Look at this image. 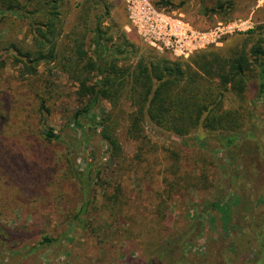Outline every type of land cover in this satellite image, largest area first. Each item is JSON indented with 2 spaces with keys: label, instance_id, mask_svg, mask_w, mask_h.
I'll return each instance as SVG.
<instances>
[{
  "label": "rangeland",
  "instance_id": "1",
  "mask_svg": "<svg viewBox=\"0 0 264 264\" xmlns=\"http://www.w3.org/2000/svg\"><path fill=\"white\" fill-rule=\"evenodd\" d=\"M151 1L155 4L162 0ZM26 2L7 0L6 4L24 6ZM43 2L40 0V4ZM97 2L62 0L64 23L61 29H58L59 24L56 26V37L66 46L74 44L77 38L75 46L83 47L90 58L94 52L95 16L103 15V28H112V44L136 48V54L129 55L118 65L125 71H134L143 56L164 57L181 63L192 58L181 60L153 50L132 27L122 3L103 0L110 9L107 17L102 7H92ZM235 2L234 10L224 18L202 14V0H172L170 8L202 32L221 23L239 26L227 30L217 47L205 51L207 60L217 57L223 61L233 50L249 48L251 42L247 33L264 24V0ZM90 8V20L85 23L86 11ZM3 12L0 13V54L6 61L5 66H0V225L24 233L27 243L0 244V264H148L150 245L155 238L165 241L171 234L180 235L195 220L205 226L206 237L190 252L181 250L182 255L187 254L190 263L234 264L233 259L237 257L250 264L257 257L258 244L250 237L247 227L251 219L264 211V165L258 168L245 166L249 149L260 146L249 133L248 126L228 153L218 149V142L213 141L218 140L215 133H208L210 141L204 142L208 145L206 149L204 143H196L193 138L183 141L148 128L149 146L154 148L150 152L157 154L151 155L147 165L136 162L137 145L127 140L121 131L120 143L127 165L124 162L114 164L103 151L96 153V166L103 168V187H96L94 192L97 201L96 210L89 217L93 222L91 229H86L87 223H79L76 215L83 201L80 187L68 172L67 147L77 149L75 157L84 168L86 152L80 143L81 130L73 126V118L87 104L78 99L79 83L76 81L85 63L70 69V78L52 63L41 64L33 77L23 76L22 66L16 65L14 56L5 50L14 44L24 52L29 51L35 39L42 41L47 36L51 18L36 17L38 27L34 36L28 19L17 18L11 10L3 9ZM84 24L92 31L83 32ZM77 26L81 28L79 37L73 36L78 31ZM95 76L93 73L82 79L95 83ZM42 102L46 110L41 112ZM225 103L228 109L243 113L252 108L257 129L264 137V98L248 90L242 98L229 95ZM123 104L129 106L126 101ZM110 110L111 106L102 102L82 122L85 126L98 122ZM45 129L59 134L65 143L45 142L41 136ZM95 140L99 146L98 139ZM92 150L88 147L87 152ZM177 156L180 160L177 174L181 181L174 186L170 201L169 186L174 177L169 168ZM132 161L136 163L130 165ZM188 173L192 178L190 183L187 182L191 178L186 179ZM200 175L208 180L202 181ZM119 182L123 184L119 196L122 207L119 221L112 223L109 234L97 233V228L110 219L104 209L105 192L110 198L117 192L114 188ZM130 217L136 221L131 228L136 236L131 239L124 232L130 229ZM44 229L53 240L51 244H43L41 233Z\"/></svg>",
  "mask_w": 264,
  "mask_h": 264
},
{
  "label": "trees",
  "instance_id": "2",
  "mask_svg": "<svg viewBox=\"0 0 264 264\" xmlns=\"http://www.w3.org/2000/svg\"><path fill=\"white\" fill-rule=\"evenodd\" d=\"M43 1V4H40V0H27L24 6L22 4L17 6L6 4L7 0L1 2L0 13H4L3 9L11 10L17 18L28 19L34 36L38 27L35 22L36 17L44 15L51 18L47 36L42 41L35 39L32 42L33 47L29 51L24 52L14 44L5 51L14 56L16 65L22 66L23 76L33 77L37 74V68L41 64L52 63L59 66L60 70L70 78V69L76 65L79 66L81 62L85 63L76 81L79 83L78 99L82 103L86 101L87 104L76 112L73 126L81 130L79 136L82 139L80 143L86 152V166L80 167L75 157L77 151L75 148L69 150L67 147L68 155L71 158L67 163H69L68 172L81 189L83 201L76 220L79 223H87L86 229H91L93 225L89 217L96 210L97 199L94 194L96 187H103V168L96 166V153L103 151L114 164L121 165L124 162L127 165L120 143L121 131L127 140L137 145V153L134 156L136 162H144L147 165L151 162V160L149 161L151 155L157 154L150 152L154 148L149 146L148 128L154 133H163L167 137L173 136L183 141L193 138L196 143L210 141L207 137L208 133H215L218 140L213 141L218 142V149L228 153L229 149L240 140L248 126L249 133L251 136L254 135V141L260 146L253 149L249 146L245 166L258 168L264 165V137L257 129L252 108L243 113L240 110L228 109L225 105L229 95L233 94L242 98L248 90L255 92L257 97L264 98V24L247 33L251 42L249 48L245 47L241 51L233 50L230 56L223 61L217 57L211 61L207 60L208 54L205 51L196 54L185 63L164 57L143 56L134 71H125L118 65L129 55L136 54V48L132 45L131 49H127L126 44L113 45L112 28H103L101 21L103 15L95 16L97 21L93 31L88 29V24H84L82 29L83 32L88 33L89 30L94 34V52L93 56L89 58L83 47L75 46L77 38L74 44L66 46V43L56 37V26L59 24L58 29H61L64 23L61 12L62 0ZM202 1V14L206 16L208 14L220 15L223 18L229 16L236 4L235 0ZM172 5V0L155 3L158 9L168 13L176 12L170 8ZM92 7L96 9L102 7L104 15L110 16L109 6L103 0H98ZM91 10L92 8L86 11L85 23L90 20ZM76 29L78 31L73 36L79 37L81 28L77 26ZM5 61L0 54V66H5ZM83 73H86L84 76L94 73L97 81L93 83L90 80L82 79ZM87 78L89 79V77ZM125 101L129 103L128 107L123 104ZM102 102H107L111 106V110L105 116L103 115L104 117L100 118L98 122L85 126L82 122L83 118L91 115ZM42 110H46L44 102L41 104L40 111L42 112ZM41 136L48 144L65 143L59 134L49 129L41 132ZM251 138L249 137V139ZM84 145L87 147L85 148ZM204 145L208 149V145L206 143ZM88 147H92L91 153V150L87 152ZM91 158L92 161L89 162ZM179 162L177 156L173 166L169 168L174 177L173 184L169 186L170 201L174 196V186L181 181L177 174ZM135 163L132 161L130 165ZM190 175L186 177L187 180H190ZM201 175L202 181L208 180V177ZM120 180L123 181V177ZM191 181L192 178L187 183ZM114 189L117 192L110 198L105 192L104 209L109 213L110 219L105 220L97 228V233L109 234L112 231V223L119 221L117 218L122 211L119 202V196L123 192L122 182L117 183ZM157 211L160 212L158 209ZM251 220L247 230L250 237L257 242L259 249L257 257L250 264H264V211ZM129 221L130 229L127 228L124 232L131 239L136 236L131 232L136 221L133 217H130ZM48 234L47 229L41 233L44 245L53 242ZM158 236L160 235L158 234ZM205 237V226L195 220L180 235L171 234L165 241L155 238L154 243L150 245L148 264H193L187 259V254L182 255L181 250L190 252ZM26 241L24 233H16L0 225V244L2 246L22 245L27 243ZM233 263L247 264L237 257L233 259Z\"/></svg>",
  "mask_w": 264,
  "mask_h": 264
},
{
  "label": "built area",
  "instance_id": "3",
  "mask_svg": "<svg viewBox=\"0 0 264 264\" xmlns=\"http://www.w3.org/2000/svg\"><path fill=\"white\" fill-rule=\"evenodd\" d=\"M116 1L123 4L132 27L146 45L181 60H188L200 52L217 47L227 30L239 28L221 23L202 32L187 22L181 13L158 9L151 0ZM239 25L243 27V24Z\"/></svg>",
  "mask_w": 264,
  "mask_h": 264
}]
</instances>
